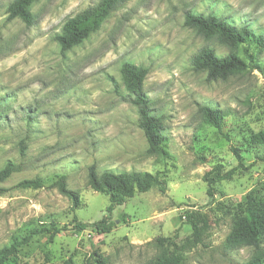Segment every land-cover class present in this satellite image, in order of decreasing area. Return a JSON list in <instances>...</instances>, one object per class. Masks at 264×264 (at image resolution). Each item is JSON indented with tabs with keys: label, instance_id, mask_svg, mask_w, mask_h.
<instances>
[{
	"label": "rangeland",
	"instance_id": "rangeland-1",
	"mask_svg": "<svg viewBox=\"0 0 264 264\" xmlns=\"http://www.w3.org/2000/svg\"><path fill=\"white\" fill-rule=\"evenodd\" d=\"M11 1L0 0V169L14 165L0 184V247L14 238L28 239L6 264H63L67 259L97 264L98 255L106 264H148L170 252L171 241L182 251L184 264L245 262L251 248L229 250L224 241L246 193L254 189L264 197V161L259 159L264 143L250 144L253 134L264 132V49L251 42L248 71L207 80L204 71L193 70L192 57L205 46L218 56L229 49L184 25V17L188 11L212 13L264 34V3L120 0L96 31L62 52L54 36L64 21L99 0H37L30 6L31 25L7 17ZM192 31L200 40L192 38L195 51L181 58L177 50ZM124 62L147 68L142 87L151 113L163 125L160 151L148 152L137 107L122 79ZM193 91L206 102L189 103ZM200 105L225 113L221 127L201 119ZM216 162L224 171H236L207 195L202 176ZM92 164L98 173L157 172L165 192L151 188L126 198L112 211L109 232L80 229L77 222L100 220L109 203L88 184ZM61 176L77 192V208L60 193ZM35 178L42 183L38 188L17 186ZM186 212L206 222L199 241ZM166 237L170 240L158 241Z\"/></svg>",
	"mask_w": 264,
	"mask_h": 264
},
{
	"label": "trees",
	"instance_id": "trees-1",
	"mask_svg": "<svg viewBox=\"0 0 264 264\" xmlns=\"http://www.w3.org/2000/svg\"><path fill=\"white\" fill-rule=\"evenodd\" d=\"M37 0H12L6 8L7 17L20 18L25 24L31 25L35 20V15L31 12L30 6ZM120 0H99L95 5L90 6L75 15L67 18L61 32L54 36L62 52L71 49L81 43L88 35L96 31L110 10ZM184 25L194 29L199 35L204 37L214 36L217 41L225 45L229 52L224 56H218L210 47H202L191 59V65L195 71H204L207 80H225L230 76L243 74L250 69L248 61V47L251 42H255L260 49H264V34L254 33L246 25H236L228 19L215 14H202L188 11L184 17ZM245 46L244 48H242ZM197 58L200 64H197ZM211 60V64L205 60ZM121 75L130 94L129 101L137 107L139 114V126L143 130L148 143V152L160 151L163 141V125L161 118L151 113L150 100L143 91V81L147 74V68L124 62L121 66ZM198 114L201 119L212 126L221 127L225 113L217 108L208 105H200ZM22 143V142H21ZM264 143V132H258L251 136L250 144L253 146ZM238 164H241V156L237 148L233 147ZM259 159L264 161V155ZM240 160V161H239ZM14 171L11 162L6 163L0 169V184ZM236 168L223 170V165L214 163L202 176L207 188V195L213 192L214 184L231 179ZM87 180L89 186L96 192L107 195L109 203L105 208L106 214L97 221L91 223L77 222V227L84 229L91 226L102 232H109L113 222L110 215L114 208L124 203L126 198L132 197L136 192H146L151 188H157L160 192H165L166 183L159 173L148 171H120L113 172L103 170L96 171L95 165H90L87 169ZM42 185L39 178L25 179L17 183L22 188H38ZM60 193L68 196L72 200V207L77 208L80 200L77 192L67 188L64 177L61 176L57 182ZM4 188L0 185V194ZM240 213L232 223L225 238L224 247L229 250L250 247L251 254L242 264H264V197L259 196L254 189L249 190L240 204ZM188 223H190L196 241L202 234V225L205 220H201L193 212H186ZM28 236L14 240L6 246L0 247V264H6L7 260L16 253L17 248L27 241ZM170 240L169 237L159 238L160 243ZM24 241V242H23ZM172 250L163 254L148 264H184V256L181 250L177 249V244L171 241ZM97 264H106L105 258L98 255L94 258ZM63 264H73L71 259H67Z\"/></svg>",
	"mask_w": 264,
	"mask_h": 264
},
{
	"label": "clouds",
	"instance_id": "clouds-1",
	"mask_svg": "<svg viewBox=\"0 0 264 264\" xmlns=\"http://www.w3.org/2000/svg\"><path fill=\"white\" fill-rule=\"evenodd\" d=\"M174 2H178V0H174ZM261 2L264 3V0H261ZM261 11H264V7L261 8ZM192 38L200 40V37L196 35L195 31H192L189 34V39H188L187 44L185 46H183L181 49L177 50L178 54L181 56V58H184V57H186L188 55V53H191V52L195 51V49L192 47V44H191ZM204 62L208 63V64L212 63L211 60H207V59ZM197 64L198 65L200 64V61H199L198 58H197ZM96 67H98V65H94L92 68L89 69V71H93ZM165 78L169 79V77H165ZM177 85H178V82H177ZM187 87L189 88L190 91H192V85L191 84L187 85ZM192 101H195V102L200 103V104H203V103L206 102L202 96H200L199 94H197L194 91L192 93L191 100L189 101V103H191ZM98 151H101V152L104 151V145L102 143H100L98 145ZM83 162L87 163L88 161L85 160ZM105 163H107V161Z\"/></svg>",
	"mask_w": 264,
	"mask_h": 264
}]
</instances>
